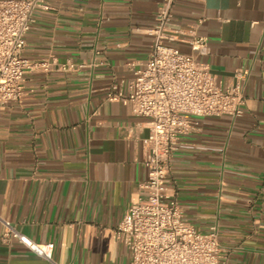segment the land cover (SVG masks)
<instances>
[{
	"label": "crops",
	"instance_id": "crops-1",
	"mask_svg": "<svg viewBox=\"0 0 264 264\" xmlns=\"http://www.w3.org/2000/svg\"><path fill=\"white\" fill-rule=\"evenodd\" d=\"M164 2L44 0L36 10L23 55L52 69L28 73L21 102L0 106V264H53L4 242L2 220L52 243L55 264L130 263L114 231L147 178V130L108 96L146 65ZM172 10V29L206 40L196 60L222 87L245 73L246 104L241 118L193 120L166 185L190 224L218 227L226 264H264V0H174Z\"/></svg>",
	"mask_w": 264,
	"mask_h": 264
},
{
	"label": "built area",
	"instance_id": "built-area-1",
	"mask_svg": "<svg viewBox=\"0 0 264 264\" xmlns=\"http://www.w3.org/2000/svg\"><path fill=\"white\" fill-rule=\"evenodd\" d=\"M174 0H165L148 29L153 44L146 65L135 71L125 93L113 86L108 98L130 104L134 116L143 120L147 178L139 185V199L130 205L114 231L115 238L130 253L129 264H226L225 249L217 226L202 232L190 224L166 185L171 159L180 139L193 128L195 118H241L246 99L245 73H235V83L222 87L196 54L206 40L195 30L172 29ZM44 0H0V106L20 103L28 73L49 72L47 61L23 55L35 13ZM179 44L187 45L185 53ZM73 70L75 67H63ZM3 241H18L31 252L54 263V245L39 244L19 232L8 221Z\"/></svg>",
	"mask_w": 264,
	"mask_h": 264
}]
</instances>
